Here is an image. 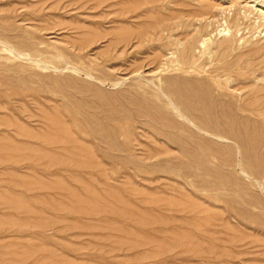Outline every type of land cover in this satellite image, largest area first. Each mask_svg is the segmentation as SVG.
Returning <instances> with one entry per match:
<instances>
[{"label":"rangeland","instance_id":"1","mask_svg":"<svg viewBox=\"0 0 264 264\" xmlns=\"http://www.w3.org/2000/svg\"><path fill=\"white\" fill-rule=\"evenodd\" d=\"M255 2L256 7L240 0L243 22L237 26L203 19L175 33L179 51L194 41L199 46V72L182 74L174 48L165 54L161 72L147 76L157 82L181 75L207 79L224 58L264 64V0ZM197 5L194 0H0V16L12 10L17 25L37 34L46 57L60 48L94 58L111 35L81 51L90 37L114 30L151 33L157 22L193 13ZM227 13L233 15V9ZM199 28L203 32L197 35ZM145 52L139 61L154 56L151 49ZM31 62L30 56L0 55V264H264V188L253 187L237 170L248 190L239 197L242 188L190 166L175 144L153 137L136 120L116 137L122 144L131 136L130 145L108 149L70 122L61 97L46 88L33 94L34 86L51 85L44 79L49 74L96 81ZM21 81L26 83L20 87ZM131 84L126 78L101 88L113 95ZM216 163L212 159L211 167ZM217 169L226 176L233 171ZM252 193L255 204L249 203Z\"/></svg>","mask_w":264,"mask_h":264},{"label":"bare ground","instance_id":"2","mask_svg":"<svg viewBox=\"0 0 264 264\" xmlns=\"http://www.w3.org/2000/svg\"><path fill=\"white\" fill-rule=\"evenodd\" d=\"M194 1H198L195 12L157 22L151 33L139 31L131 34L114 30L103 36L90 37L81 44V51L97 41L102 43L101 40L111 35L107 46L96 52L94 58H90V52L79 57L60 48L54 55L46 57L35 40L37 34L17 25V15L9 10L6 16H0V55L12 59L30 56L32 67L57 74L66 71L85 74L96 82L81 83L69 73L60 77L49 74L44 79L51 81V85L34 86L33 94L38 96L46 88L61 97L70 122L97 136L108 149L130 145L131 136H127L122 144L116 141V137L118 132L125 133L128 128L125 124L136 120L142 129L152 132L153 137L161 138L166 144H175L190 166L203 170L231 188H242L241 192H236L240 197L248 190L245 191V184L235 176L237 170L251 181L253 187L264 188V64L243 63V58L234 62L224 58L221 66L207 79L181 75L157 82L152 77L161 72L165 54L178 47L175 33L180 29L188 31L196 25L194 22L203 19L217 22L222 18L225 23L235 26L242 21L240 0H229L230 5L224 0ZM244 1L246 5L258 6L256 0ZM166 3L162 4L166 7ZM232 9L233 15L227 13ZM200 32L203 30L197 29V35ZM195 43L180 51L176 48V62L182 74L199 72L195 65L198 46ZM146 49L153 50L154 56L139 61ZM83 57L88 59L83 61ZM1 78L5 79V74ZM126 78L132 80L128 90L109 95L101 88L108 81L119 83ZM25 83L21 81L19 86ZM88 91L93 96L88 95ZM212 159H217L220 166L232 168L230 177L220 172L218 165L211 167ZM218 181L215 180L217 185L220 184ZM250 195L249 203H257L256 194Z\"/></svg>","mask_w":264,"mask_h":264}]
</instances>
